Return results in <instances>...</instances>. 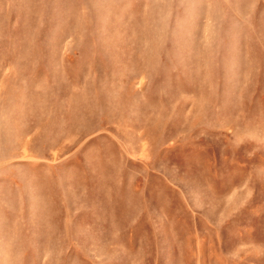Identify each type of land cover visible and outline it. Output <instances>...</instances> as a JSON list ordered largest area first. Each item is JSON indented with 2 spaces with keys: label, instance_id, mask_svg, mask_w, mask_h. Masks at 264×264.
Wrapping results in <instances>:
<instances>
[{
  "label": "rangeland",
  "instance_id": "1",
  "mask_svg": "<svg viewBox=\"0 0 264 264\" xmlns=\"http://www.w3.org/2000/svg\"><path fill=\"white\" fill-rule=\"evenodd\" d=\"M0 264H264V0H0Z\"/></svg>",
  "mask_w": 264,
  "mask_h": 264
}]
</instances>
